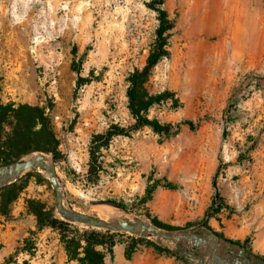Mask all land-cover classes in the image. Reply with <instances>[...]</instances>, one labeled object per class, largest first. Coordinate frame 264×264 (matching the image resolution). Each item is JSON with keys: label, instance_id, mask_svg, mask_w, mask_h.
I'll return each mask as SVG.
<instances>
[{"label": "rangeland", "instance_id": "1", "mask_svg": "<svg viewBox=\"0 0 264 264\" xmlns=\"http://www.w3.org/2000/svg\"><path fill=\"white\" fill-rule=\"evenodd\" d=\"M150 2L0 0V104L8 108L0 152H8L10 107L43 108L57 140L54 154H43L66 209L101 219L93 206L106 204L121 213L109 223L139 219L176 238L67 220L49 175L35 168L0 187V264H81L85 233L103 241L94 246L103 264L147 254L165 264H247L221 235L249 238L250 253L242 250L264 264V0H166L169 56L139 87L173 98L143 112L156 128L109 138L113 127L135 124L130 78L160 25ZM162 179L178 189L159 185L149 198ZM36 209L65 230L39 229Z\"/></svg>", "mask_w": 264, "mask_h": 264}, {"label": "trees", "instance_id": "2", "mask_svg": "<svg viewBox=\"0 0 264 264\" xmlns=\"http://www.w3.org/2000/svg\"><path fill=\"white\" fill-rule=\"evenodd\" d=\"M166 0H151L148 7L158 14L159 28L157 30V39L153 50L151 51L147 63L142 71H138L130 78L131 86L128 90L129 109L130 113L135 121L132 129H125L121 127H113L109 131V138L116 136H129L131 132L139 130L145 126L157 127L154 121H150L143 115V112L156 103L173 98L170 92H165L157 96H148L140 91L139 82L148 77L152 69L157 63L164 57L169 56L168 40L170 37V31L174 28V22L170 19L168 11L165 9ZM12 116L14 118V124L11 134L8 137L6 144L7 153L0 152V160L4 164L11 163L13 160L21 158L22 156L32 154L35 152L44 154H54L57 148V140L49 127V120L45 115V110L37 106L20 105L18 108H12ZM8 115V108L3 107L0 104V118H4ZM40 126V127H39ZM99 137H97L98 139ZM0 142V150H1ZM91 160L93 166L96 164V160L92 155ZM162 185L164 188L170 190H177L178 186L169 182L166 179L157 180L150 189L147 190L149 198L157 188ZM19 190L17 191V193ZM218 198L216 194L215 199ZM38 217L39 229L44 227H52L54 229L65 230L66 223L55 219L53 217L45 218L37 209L34 211ZM217 212V211H215ZM227 243L234 247H239L248 252L250 239L246 238L244 241L232 240L220 236ZM85 241L87 247L85 249V256L78 259L81 264H103V254L94 249L95 245L103 244V241L99 240V237L95 233H85ZM171 253V251H167Z\"/></svg>", "mask_w": 264, "mask_h": 264}, {"label": "water", "instance_id": "3", "mask_svg": "<svg viewBox=\"0 0 264 264\" xmlns=\"http://www.w3.org/2000/svg\"><path fill=\"white\" fill-rule=\"evenodd\" d=\"M35 154L36 155L33 158L27 160H20L10 165H5L1 167L0 187H5L10 183L15 182L27 170L40 168L49 175L51 185L54 191L56 192V208L65 219L70 221H75L78 223H84L87 224L88 226L96 227V228H106L109 230L125 231L128 233L141 234V235L151 232L154 235L158 236L159 238H163L167 240H173L176 238L175 235H172L169 232L155 225L147 224L139 219L119 220L116 223H109L102 219H97L88 215H84L66 209L63 204L62 187L59 184L54 163L48 165L46 161L47 157L43 153H35ZM240 256L244 258L245 263L251 264L250 258L241 248H240Z\"/></svg>", "mask_w": 264, "mask_h": 264}, {"label": "bare ground", "instance_id": "4", "mask_svg": "<svg viewBox=\"0 0 264 264\" xmlns=\"http://www.w3.org/2000/svg\"><path fill=\"white\" fill-rule=\"evenodd\" d=\"M46 161L48 165L52 164V160L50 158H47ZM58 181L61 182V179L59 178ZM93 209L97 211L98 217L104 220H109V219L113 220L121 215V213L117 208H114L106 204L93 206ZM130 219L135 220L134 218H130Z\"/></svg>", "mask_w": 264, "mask_h": 264}, {"label": "crops", "instance_id": "5", "mask_svg": "<svg viewBox=\"0 0 264 264\" xmlns=\"http://www.w3.org/2000/svg\"><path fill=\"white\" fill-rule=\"evenodd\" d=\"M116 259H117V262L118 261H119V263L122 262V249L119 250V257H116ZM139 263H143V264H153V263L165 264V262H163V261L157 262V260L150 254L135 258L131 264H139Z\"/></svg>", "mask_w": 264, "mask_h": 264}]
</instances>
